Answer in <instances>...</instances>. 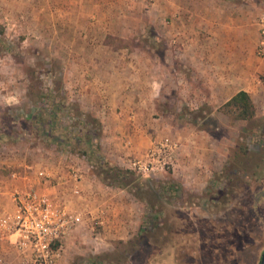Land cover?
Wrapping results in <instances>:
<instances>
[{"label":"rangeland","instance_id":"obj_1","mask_svg":"<svg viewBox=\"0 0 264 264\" xmlns=\"http://www.w3.org/2000/svg\"><path fill=\"white\" fill-rule=\"evenodd\" d=\"M101 1L108 2L0 0V155L59 161L72 180L77 166L98 194L109 192V213L86 212L57 264H260L264 59L246 91L255 114L243 120L224 111L234 91L206 82L200 49L224 19L245 21L253 37L264 0H127L112 11ZM104 51L115 57H99ZM104 81L140 86L135 98L142 94L151 116L146 144L125 135L119 146L105 129V91L93 89ZM42 108L46 124L38 125L34 116ZM79 137L80 144L71 139ZM160 143L170 145V158L161 156L153 171L131 167ZM119 152L122 163L113 157ZM109 167L128 170L131 188L104 182L100 170ZM138 185L161 205L159 226L147 224L141 240L140 226L155 213L148 197L134 195ZM162 187L172 189L162 195ZM107 215L128 235L106 238Z\"/></svg>","mask_w":264,"mask_h":264},{"label":"crops","instance_id":"obj_2","mask_svg":"<svg viewBox=\"0 0 264 264\" xmlns=\"http://www.w3.org/2000/svg\"><path fill=\"white\" fill-rule=\"evenodd\" d=\"M126 1H101L102 4L100 5L104 10H106L108 5L112 11L115 10L113 8L114 4L116 6L118 2L122 4ZM220 24L222 30H217V36L207 37L201 42L200 56L203 62L201 73L203 76H206V82H211L212 86L210 88L212 90H220L222 92L234 91V93L226 98L227 100L240 90H251L249 77L255 75V65L261 59L255 54L258 40L256 24L253 37L246 31L245 21L243 20L224 19ZM98 56L103 58L115 57L112 52L108 51L100 52ZM259 64H264V62L260 61ZM248 80L249 82H247ZM104 82L103 84H95L93 89L105 91L104 97H106V103L101 106L102 108L104 106L106 108L107 117L105 121L102 120L103 123H106L105 129H109L112 137L119 138V146H122V136L125 135L130 139L144 138V143L146 144L148 136L151 133L145 127V124L149 122L151 116L148 111L149 108L142 98V94H139V99L135 98V92L140 93L138 92L141 90L139 89L140 86L138 84L129 85L126 82L114 84H110L109 81ZM100 101L102 102L100 99L95 100L96 105L94 108H100ZM122 155L119 152L113 157L118 163H122ZM30 156L32 155L30 154ZM31 159L28 158L27 161V157L17 159L8 155H0V264H19V258L8 241L7 231L2 221L5 215L13 209L12 195L17 189H24L30 186H43L68 211L77 214L80 220L84 215H87L86 212L99 210V212L103 213L104 209L103 215H105L106 211H109L108 204L110 203L108 202L110 198L108 199L107 195H105V193H109L107 190L102 189V193L98 194L99 189L94 188L96 186H93L87 177L78 182L73 181L70 179L69 172L65 169L66 165L64 163L59 161H48L47 163L46 161L31 162ZM40 170H44L51 176L52 184H46L41 181V177L38 176ZM74 189H78V192H74ZM107 216V225L105 227L106 238H123L128 235V230L124 232V230H121V227L116 228L113 226V223L115 221L117 223L118 219H114L115 217L112 218L109 215ZM83 230L87 233V230ZM72 234L67 238L66 247L68 249H70V242L72 236H74ZM73 239L76 240L75 236ZM60 261L62 262V259Z\"/></svg>","mask_w":264,"mask_h":264},{"label":"built area","instance_id":"obj_3","mask_svg":"<svg viewBox=\"0 0 264 264\" xmlns=\"http://www.w3.org/2000/svg\"><path fill=\"white\" fill-rule=\"evenodd\" d=\"M258 40L256 55L264 59V13L255 20ZM142 159L133 160L131 167L138 171H153L157 162L170 158L171 147L160 143ZM165 163V160H162ZM75 182L83 179L80 168L71 169ZM41 181L52 184L51 176L44 170L38 172ZM78 192V189H74ZM13 209L3 218L8 241L19 258V264H57L64 240L80 220L77 214L68 211L45 187L30 186L13 192Z\"/></svg>","mask_w":264,"mask_h":264},{"label":"trees","instance_id":"obj_4","mask_svg":"<svg viewBox=\"0 0 264 264\" xmlns=\"http://www.w3.org/2000/svg\"><path fill=\"white\" fill-rule=\"evenodd\" d=\"M224 111L227 114H233V116L235 118L238 119H243V120H249L251 118H253L254 114H255V109H254V104L253 101L250 97V95L244 91V90H240L238 92H236L232 97H230V99H228V101L224 104ZM43 114H47L46 111H44V108H42L41 110H39L38 115L34 116V122L38 125L41 124H46V121L43 118ZM56 118L53 117L52 120L49 121L50 124H52L55 121ZM90 134V133H89ZM98 136V132L94 133V136H90L89 139H96ZM60 139L63 141H68L69 138H66L64 136H60ZM75 143L77 142L78 144L81 143L82 138H71ZM89 139L87 141H89ZM1 140V137H0ZM99 147V145H98ZM92 152V151H90ZM94 152V151H93ZM85 154H87V151L85 152ZM91 156V154H90ZM89 158V157H88ZM90 161V158H89ZM96 163L99 164V167H101L100 165V160H99V156H97V160ZM100 172L104 173V177H103V181L106 182L109 185H115V186H119L122 188H128L130 187L131 181L132 180H127V178L129 177V171L128 170H121L119 168H113V167H109L106 169H101ZM131 188V187H130ZM148 189H142L140 187V185L133 187V189H135L134 195L140 199L146 198L148 197V199L146 200L148 204H150L151 206V210L155 213L152 215V217L149 218V221H144L146 222V224L143 223V225L140 226V229L138 230L136 239L137 240H141L143 237H145L147 235V228L146 225L147 224H151L153 228H157L158 222H159V215L158 213L160 212L161 209V205L160 204L158 198L156 197V195H154V193H152V190L147 187ZM172 189V187H162L161 188V192L162 195L167 192L170 191ZM160 206V208H159ZM159 209H158V208Z\"/></svg>","mask_w":264,"mask_h":264},{"label":"water","instance_id":"obj_5","mask_svg":"<svg viewBox=\"0 0 264 264\" xmlns=\"http://www.w3.org/2000/svg\"><path fill=\"white\" fill-rule=\"evenodd\" d=\"M260 264H264V252L261 255Z\"/></svg>","mask_w":264,"mask_h":264}]
</instances>
